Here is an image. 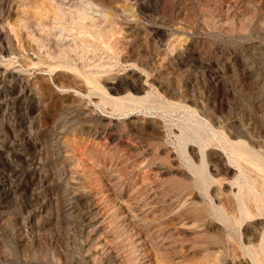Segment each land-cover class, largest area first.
Segmentation results:
<instances>
[{
    "label": "rangeland",
    "instance_id": "374dc122",
    "mask_svg": "<svg viewBox=\"0 0 264 264\" xmlns=\"http://www.w3.org/2000/svg\"><path fill=\"white\" fill-rule=\"evenodd\" d=\"M0 264H264V0H0Z\"/></svg>",
    "mask_w": 264,
    "mask_h": 264
}]
</instances>
